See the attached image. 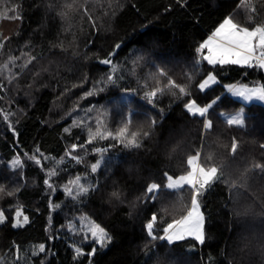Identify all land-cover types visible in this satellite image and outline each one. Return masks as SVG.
<instances>
[{"label":"trees","instance_id":"obj_1","mask_svg":"<svg viewBox=\"0 0 264 264\" xmlns=\"http://www.w3.org/2000/svg\"><path fill=\"white\" fill-rule=\"evenodd\" d=\"M227 17L264 24V0H0V40L8 38L0 49V210L7 217L0 264H264V173L253 168L264 164V105L229 92L241 82L264 87V70L211 65L196 51ZM22 53L35 57L27 68ZM109 53L111 64L102 63ZM9 56L20 59L2 69ZM209 74L216 81L201 91ZM156 88L149 103L146 94ZM191 100L212 107L205 117L193 115L185 107ZM237 110L242 127L220 114ZM98 121L113 136L124 127L129 136L139 133L140 147L113 136L89 143ZM199 150L200 164L223 173L200 198L204 243L153 240L146 230L153 215L160 237L191 205L190 187L169 190L165 174H186ZM77 177L96 190L69 196ZM153 182L162 187L150 197ZM17 208L29 217L23 227H13ZM83 221L108 232L107 248L93 244ZM92 247L98 250L89 257Z\"/></svg>","mask_w":264,"mask_h":264},{"label":"snow or ice","instance_id":"obj_2","mask_svg":"<svg viewBox=\"0 0 264 264\" xmlns=\"http://www.w3.org/2000/svg\"><path fill=\"white\" fill-rule=\"evenodd\" d=\"M67 9H73V4H67ZM10 11L15 12L16 9L12 8ZM251 11L256 12L255 7L251 8ZM85 14H87V9H85ZM2 15L6 16V13ZM61 15H67L66 12H62ZM11 19H20L19 15H13ZM251 21V17L249 18ZM89 20H92V17L89 16ZM93 26L95 24L92 21ZM8 38L5 37L4 40H0V49L4 47V41ZM62 47V45H61ZM119 48V45L115 46ZM204 50H207V55H203ZM198 53H201L202 59L206 60L208 64L211 65H239L242 67H258L264 69V24H259L254 27L241 26L238 23H235L232 17L224 19L223 23L219 25L218 28L213 32V34L200 46L196 49ZM23 56L27 57L25 62L21 65V68H27L28 64L32 63L35 57L29 56L28 53H22ZM114 53H109L108 58H105L101 62L104 64H111V56ZM20 57L9 56L8 63L2 65V69H9V65H14L16 60H19ZM115 69V66H113ZM164 75L163 72L160 73ZM106 79L111 82L113 77L111 75L107 76ZM170 85H174V82L169 80ZM211 83H215V77L209 74L202 82H200L197 87L203 91L209 87ZM2 87V85H0ZM161 89L156 88L153 91L146 94V98L149 100V103L152 102V98L160 92ZM180 93L187 94L184 87L179 88ZM229 91L236 96L244 97L246 100H251L253 97H257L260 100L264 101V87L260 88H236L230 87ZM92 92L87 93L86 95H92ZM214 103V102H213ZM187 111L193 115H199L205 117L209 112V108L212 107L209 104L206 107H201L196 104L194 100L189 101L185 105ZM227 124L232 126H244L245 120L241 114L231 116L227 119ZM101 121L97 122V128L95 132L89 130V143L95 138L105 139L109 136H113L111 132H105L100 127ZM155 121H153V124ZM203 127L205 130L212 128V121L205 119ZM67 131V129H66ZM144 136H148V132L143 133ZM139 133L132 132L130 136L128 135L127 127L121 128L115 136L114 139H119L121 143H125L126 147L138 148L140 143L137 139ZM72 151L74 152L78 145L73 144ZM261 148H264V144L260 145ZM238 149V142L233 138L231 143V152L235 154ZM97 151H100L97 149ZM71 155V152L69 153ZM73 159L77 157L73 156ZM210 158V157H209ZM37 163L40 161L37 160ZM187 164L190 167V171L186 175H181L178 178H173L172 176H167V187L169 190H175L182 188L187 185L191 189V207L187 212L186 216L181 217L179 220H174L172 223H169L166 228H164V235L157 237L153 234V222L156 220V216L153 215L151 221L147 223L146 230L149 237L153 240L159 238L161 240H166L168 243L173 241L183 240L186 236L194 237L201 244L205 241L204 233V223L205 218L201 211L200 207V198L201 196L211 188V186L222 179L223 173L220 168L215 165L203 166L199 163V153L189 156L187 159ZM101 162L98 160L96 163L91 165V171L95 173L100 168ZM254 169H259L261 173H264V164L255 163L253 165ZM47 183V181H45ZM227 182V181H226ZM70 184H73L75 187L68 188L66 191L68 195L71 196L73 191L77 193V196H83L89 193V191H95V187H85L80 183V178L77 177L75 181H70ZM235 183L231 184V187H236ZM161 185L158 183H151L146 187V193L150 195H155L161 189ZM4 188L0 187V192H4ZM7 195H13L12 192H8ZM113 196H117V193H113ZM7 220V217L4 215V212L0 210V224L4 223ZM29 223V217L24 215L20 208H17L14 217L13 227H23ZM88 231L91 234L92 242L94 245L98 246L99 249H105L112 242V237L108 232L101 227L99 224H89ZM87 239V237H85ZM97 247H92L91 251L87 253L89 257L95 256L97 253ZM40 251H45V246L40 245ZM75 252L77 256L84 255L83 251L80 248H76Z\"/></svg>","mask_w":264,"mask_h":264},{"label":"rangeland","instance_id":"obj_3","mask_svg":"<svg viewBox=\"0 0 264 264\" xmlns=\"http://www.w3.org/2000/svg\"><path fill=\"white\" fill-rule=\"evenodd\" d=\"M228 18V17H227ZM234 21V20H233ZM235 22V21H234ZM223 23V22H222ZM236 23V22H235ZM219 27V26H218ZM217 27V28H218ZM213 34V33H212ZM211 34V35H212ZM210 36H208L206 39H205V41L209 38ZM204 41V42H205ZM204 55H207V53H205ZM264 70V69H263ZM212 75V74H211ZM214 76V75H213ZM215 77V76H214ZM215 81H216V78H215ZM213 83H211L210 85H212ZM209 85V86H210ZM232 87V86H231ZM233 87H236V88H242V87H248V88H260V87H262L260 84H257V85H248V84H245V83H237V84H234V86ZM230 94L232 95V96H235L236 98H238V99H241V101H243V102H245V103H250V102H258V103H261V104H263L264 105V101H262V100H260L259 98H257V97H253L251 100H246L244 97H240V96H236V95H234L232 92H230ZM192 101V100H191ZM197 104V103H196ZM198 105V104H197ZM198 106H200V105H198ZM201 107H204V106H201ZM223 117H225L226 119H228V118H231V116H234V115H237V114H241L242 115V110H237V111H235V112H223V113H220ZM186 130V129H185ZM181 131L177 136H176V138H172L171 137V139H170V141H174V140H176L175 142H177L179 139H182V138H184L185 137V133H186V131ZM174 142V143H175ZM201 150V149H200ZM198 151L197 153H199V159H200V156H201V151ZM195 155V154H194ZM191 170V169H190ZM187 174V173H186ZM186 174H184V175H186ZM181 176V175H180ZM179 177V176H178ZM178 177H173V178H178ZM190 207H191V205H190ZM190 207H189V209H190ZM187 215V214H186ZM186 215H184V216H186ZM83 222H85V221H83ZM83 222H81L84 226H83V229L84 230H86V231H88V226H89V224H93L91 221H87V222H85V224L83 223ZM250 225H252V224H250Z\"/></svg>","mask_w":264,"mask_h":264},{"label":"crops","instance_id":"obj_4","mask_svg":"<svg viewBox=\"0 0 264 264\" xmlns=\"http://www.w3.org/2000/svg\"><path fill=\"white\" fill-rule=\"evenodd\" d=\"M209 36H211V34H210ZM205 51H206L205 53H207V50H205ZM233 86H234V85H233ZM233 86H232V87H233ZM229 92H230V91H229ZM234 97H235V96H234ZM240 100H241V99H240Z\"/></svg>","mask_w":264,"mask_h":264},{"label":"bare ground","instance_id":"obj_5","mask_svg":"<svg viewBox=\"0 0 264 264\" xmlns=\"http://www.w3.org/2000/svg\"><path fill=\"white\" fill-rule=\"evenodd\" d=\"M77 2V1H76ZM75 3V2H74ZM76 4V3H75ZM87 7V6H86ZM92 7V6H91ZM91 11V10H90Z\"/></svg>","mask_w":264,"mask_h":264}]
</instances>
